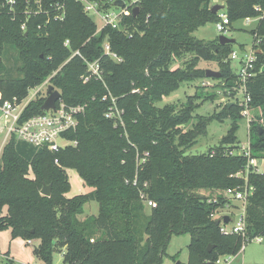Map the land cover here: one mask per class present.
<instances>
[{
    "label": "trees",
    "instance_id": "trees-1",
    "mask_svg": "<svg viewBox=\"0 0 264 264\" xmlns=\"http://www.w3.org/2000/svg\"><path fill=\"white\" fill-rule=\"evenodd\" d=\"M4 1L0 0L1 101H20L29 88L56 71L50 83L60 98L86 106L76 129L66 133L76 145L51 152L13 136L4 145L0 230L9 229L12 238L39 239L32 252L46 264L56 251L63 264H161L171 236L180 234L190 235L187 264H217L219 256L237 254L243 240L222 233L213 214L227 203L225 191L249 186L246 231L249 239L264 237V171L246 169V158L237 153V121L242 117L238 101L226 102L212 116L193 115L195 96H187L186 104L177 109L173 104L155 105L180 82L206 78L197 67L200 59L217 63L219 80L234 94L235 87L229 86L236 80L229 58L233 43L194 35L198 27L219 19L211 0H137L132 5V0H124L126 13L119 18V28L106 25L99 32L76 0H42L46 8L63 1L64 20L46 22L44 14L30 16L26 30L21 28L24 0H16L13 10L3 6ZM97 1H104L105 9L113 5L111 0ZM224 9L229 25L259 17L250 31L255 74L247 82V92L255 111L249 124L251 154L264 158V0H224ZM66 39L69 46L64 45ZM104 41L121 61L104 54ZM74 50L88 60L98 59L101 79L83 81L88 73L83 59L74 55L66 61ZM189 53L194 56L184 66L171 68ZM45 98L30 101L21 120L41 113ZM114 104L122 110L120 120L105 117ZM212 117H230L226 135L207 152L188 154ZM67 169H75L91 191L68 196ZM43 184L51 185L50 196L40 193ZM142 193L153 202L151 207L141 200ZM90 200L98 203L97 214L79 219Z\"/></svg>",
    "mask_w": 264,
    "mask_h": 264
},
{
    "label": "rangeland",
    "instance_id": "rangeland-1",
    "mask_svg": "<svg viewBox=\"0 0 264 264\" xmlns=\"http://www.w3.org/2000/svg\"><path fill=\"white\" fill-rule=\"evenodd\" d=\"M211 4L224 5V0H211ZM132 5V1H131ZM120 10V7L112 5L110 7V13L116 14ZM225 9H219L218 14L224 13ZM90 17L95 21L98 28L102 27L103 20L100 15L90 12ZM258 18L251 17L249 22H246L245 18L237 19L226 26V31L221 33L217 31L215 22H207L206 24L198 27L194 32V35L198 39L205 41L218 38L219 35H225L228 38H234L235 42L232 44L233 49L238 57L243 56V51H248L253 42V35L251 29L257 24ZM241 45L244 50H241ZM193 54H185L178 58L171 68L184 66V62L193 58ZM197 67L204 70L207 68L213 70H219V67L214 61L198 60ZM230 70L233 74L237 75L240 70L239 59H233L230 61ZM222 80L216 78H199L193 81H182L179 86L171 91L169 94L162 96L155 105L161 107L165 104H173L176 109L180 105H185L187 102V96H195L192 100L193 104H196L193 115L202 114L212 116L223 110V105L226 102L242 101L244 99V93L241 87H235L233 95L229 94L230 91L223 86ZM255 111H251L246 118L242 116L238 119V129L236 130V137L238 146H246L249 142V121L252 119ZM194 120L192 119L190 124ZM230 117H224L221 121L211 118L206 128V133L197 138L196 143L187 150V153H201L207 152L211 148H214L220 143L221 138L226 135L230 128ZM61 144V140H58ZM235 150V149H234ZM258 171H264V158H257L256 160ZM69 178V190L68 196H74L79 193H87L91 191V188L84 184L83 180L75 169H67ZM203 195H210L208 190H199ZM225 191L228 201L222 207L217 208L213 214V218H220L223 215L229 216L231 219H235L238 215V208L241 205V201L233 200L232 194H228ZM216 192L213 193V195ZM230 198V199H229ZM149 208V207H148ZM146 208V212L149 209ZM236 208V209H234ZM98 212V203L95 200L86 202L83 206V212L78 215V218H84L85 216L96 214ZM22 239L20 237H11L9 229L0 230V264H46L39 257L32 252V248L39 244V239ZM190 241L189 234L172 235L164 255L162 256L161 264H187L188 261V243ZM51 264H63L62 254L60 252H54ZM219 264H264V237L260 242L253 239H248L243 242L242 247L235 255H222Z\"/></svg>",
    "mask_w": 264,
    "mask_h": 264
},
{
    "label": "built area",
    "instance_id": "built-area-1",
    "mask_svg": "<svg viewBox=\"0 0 264 264\" xmlns=\"http://www.w3.org/2000/svg\"><path fill=\"white\" fill-rule=\"evenodd\" d=\"M82 6L83 12L88 15L90 12H94L100 15L103 20L102 27L98 28L96 32H99L104 26L109 25L112 28H119L118 22L121 14L126 13L125 9L122 7L120 10L114 14L110 13V8H104V1L98 2L97 0H76ZM113 2V0H111ZM137 0H132V2ZM25 9L22 11L26 15L25 21L21 23V28L26 30V21L30 16H35L39 14L46 15V22L50 19L62 21L65 18V4L63 1H57L50 3L49 8L43 7L42 0H24ZM16 0H5L3 6L9 9L14 8ZM219 19L215 22V27L217 31L223 33L226 31V26L229 25V20L227 15L224 13L218 14ZM251 17H246V22L250 21ZM259 18V17H257ZM41 28V24L37 26ZM65 46H69V40L64 41ZM104 54H107L113 60L119 62L121 58L116 55L111 49L107 41L102 43ZM244 54L238 57L235 51H232L229 55L231 60L239 59L240 70L236 76L235 86L241 87L244 93V99L238 103L242 106L241 114L246 118L249 116L250 107V95L247 92V82L254 76V61L256 51L251 47L248 51H243ZM80 56L87 66V74L83 75V81L89 80V78L94 77L95 79H101V69L98 59L88 60L81 55L79 50L71 51L70 57L66 60L68 61L72 56ZM65 61V62H66ZM56 73L53 71L47 76L45 80L41 83L28 89L27 95L18 101L16 98L13 100L1 101L2 97L0 94V154L4 145L13 136L17 140H21L33 145L36 148H46L51 152H57L70 145H76V140H71L66 136V133L75 130L78 125L79 115L84 112L86 104H67L61 98L56 102L54 109H49L42 111L38 114H33L26 119L21 120V115L26 107V105L34 100L38 96H46L47 87L50 83L51 77ZM105 96L103 97V99ZM114 102V98H112ZM122 110L117 109L115 104L109 108L105 113L107 118H115L116 120L121 118L120 114ZM250 123V121H249ZM61 140V144L58 140ZM237 153L246 158V169L250 167L258 171L256 160L257 158L252 156L249 142L246 146H241L237 150ZM54 162L57 164L58 159L55 158ZM135 183V182H134ZM228 194H232L233 200L241 201L238 210V215L235 219H229L227 223L222 221L223 215L220 219V231L224 234H234L240 236L245 242L249 239L246 231V216L245 207L247 196L252 193V187L245 186L242 190H227ZM140 198L146 207H151L153 202L146 198L145 194H140ZM230 199V198H229ZM236 209V208H234ZM255 241L260 242L262 236H255L251 238ZM250 239V240H251ZM93 241V239H91ZM31 242V240H28ZM221 261V256L216 260L219 264Z\"/></svg>",
    "mask_w": 264,
    "mask_h": 264
},
{
    "label": "water",
    "instance_id": "water-1",
    "mask_svg": "<svg viewBox=\"0 0 264 264\" xmlns=\"http://www.w3.org/2000/svg\"><path fill=\"white\" fill-rule=\"evenodd\" d=\"M113 5L114 6H117V7H124L125 5V2L124 0H114L113 1ZM224 8V5H219V4H214L211 8L212 12L213 13H216L219 9H222ZM138 8L135 7L133 8V12H134V15H136V12H137ZM218 42L220 44H225V43H234L235 42V39L234 38H228L226 37L225 35H219L218 36ZM264 70V67L262 68ZM221 72L219 70H213V69H210V68H207L205 69V77L206 78H216V79H219L221 77ZM229 86H235V83L230 81L229 82ZM61 97V93L59 90L55 89L54 86L52 84H49L48 87H47V91H46V98L43 102V104L41 105L40 109L42 111H45V110H49V109H54L55 108V105H56V102L60 99ZM233 102H228L227 105H231ZM40 193L44 196H50L51 194V185L50 184H43L41 189H40ZM229 216L225 215L223 216L222 218V221L224 223H227L229 221ZM215 224L219 225L220 224V219L217 218L215 220ZM212 245H208L207 246V251H211L212 249ZM177 264H180V263H177Z\"/></svg>",
    "mask_w": 264,
    "mask_h": 264
},
{
    "label": "crops",
    "instance_id": "crops-1",
    "mask_svg": "<svg viewBox=\"0 0 264 264\" xmlns=\"http://www.w3.org/2000/svg\"><path fill=\"white\" fill-rule=\"evenodd\" d=\"M96 214H97V213H96ZM96 214H92V215H96ZM85 217H86V216H85ZM85 217H84V218H85ZM84 218H81V219H84Z\"/></svg>",
    "mask_w": 264,
    "mask_h": 264
}]
</instances>
